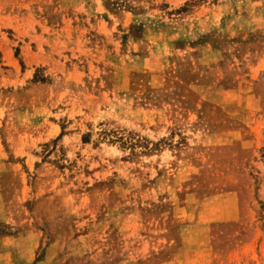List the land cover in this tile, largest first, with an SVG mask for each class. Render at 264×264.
<instances>
[{
	"label": "rangeland",
	"instance_id": "rangeland-1",
	"mask_svg": "<svg viewBox=\"0 0 264 264\" xmlns=\"http://www.w3.org/2000/svg\"><path fill=\"white\" fill-rule=\"evenodd\" d=\"M263 22L264 0H0V234L49 264H264V146L218 105Z\"/></svg>",
	"mask_w": 264,
	"mask_h": 264
},
{
	"label": "crops",
	"instance_id": "crops-1",
	"mask_svg": "<svg viewBox=\"0 0 264 264\" xmlns=\"http://www.w3.org/2000/svg\"><path fill=\"white\" fill-rule=\"evenodd\" d=\"M260 27L264 33V22ZM255 40L256 38H252L242 45H252ZM247 67L248 71L239 77L238 83L225 91L230 93L231 100L222 99L218 104L224 111L225 104H229L238 114L233 119L236 129L231 132L235 135V141L239 143V152H243L245 145L249 148L264 146V48L255 54ZM256 153L253 151V155L256 156ZM256 164L261 171L260 162L257 161ZM7 223L9 218L0 210V225ZM23 235L0 234V264H49L50 260L47 257L35 259L38 244L32 241V244L28 245V241L23 242Z\"/></svg>",
	"mask_w": 264,
	"mask_h": 264
}]
</instances>
